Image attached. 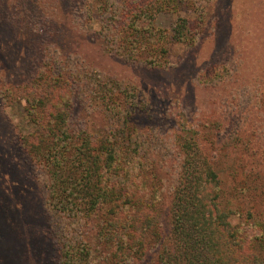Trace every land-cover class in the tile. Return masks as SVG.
<instances>
[{
    "label": "rangeland",
    "instance_id": "374dc122",
    "mask_svg": "<svg viewBox=\"0 0 264 264\" xmlns=\"http://www.w3.org/2000/svg\"><path fill=\"white\" fill-rule=\"evenodd\" d=\"M177 1L152 22L132 23L129 8L150 2L109 0L100 11L104 3L95 0H0V264H65L71 246L85 250L86 264H158L151 248L142 262H128V246L107 235L117 216L105 209L91 214L82 197L72 199L78 205L72 213L73 205L66 210L56 202L53 156L33 147L67 141L61 161L79 184L86 145L101 175L120 168L128 194L115 229L129 235L154 219L170 235L182 145L195 132L208 151L213 141L221 151L215 160L222 186L237 205L232 224L244 250L256 251L263 234L257 223L264 225V0ZM181 21L184 42L174 38ZM136 29L149 35L134 59L126 40ZM152 61L160 64H147ZM109 93L116 95L112 101ZM45 97L44 123L68 115L59 141L50 133L42 142L32 116ZM129 130L130 142L121 135ZM227 138L234 144L225 148ZM109 149L118 153L115 166Z\"/></svg>",
    "mask_w": 264,
    "mask_h": 264
},
{
    "label": "trees",
    "instance_id": "16d2710c",
    "mask_svg": "<svg viewBox=\"0 0 264 264\" xmlns=\"http://www.w3.org/2000/svg\"><path fill=\"white\" fill-rule=\"evenodd\" d=\"M95 1L104 3L100 5V11L109 2V0ZM145 2L142 4H147ZM147 2L152 4L150 8L148 6L145 8L141 3L137 4L135 8H129V15L131 19H134L132 23L137 20L145 21L146 19L152 22L157 12L167 10L164 7L174 9L180 3L177 0H147ZM108 9L109 11L111 10V8ZM186 23V21H181L177 26L174 35L175 40L179 42L186 40ZM140 30H134V36L126 40L133 48L127 51L130 58L136 59L144 52L140 49L143 48L145 41L148 40L147 36L149 34ZM159 34V39L161 37L166 38L165 35ZM106 36L108 37V35ZM108 40L109 42L113 41L110 37H108ZM161 47L160 49L163 51L164 49ZM147 64L157 66L160 63L152 61ZM98 74L99 76L102 75ZM91 79L95 78L91 77ZM40 82L46 83L45 80H41ZM73 83L77 84V86L79 84L77 81ZM52 90L53 85H49L47 94H51ZM63 97L65 96L61 95V98ZM108 97L112 101V98H115L116 95L109 93ZM45 99L37 103L36 110L32 116L37 115L40 129L42 130L40 136L42 142L46 141L43 138V134L47 136L50 133H54L56 136L53 140L59 141V132L66 130L68 127V115L67 112H59L52 121L45 120L46 122L44 123L42 120L45 118L41 114V109L50 104V99L46 97ZM220 127V123L214 125L216 131H219L218 128ZM131 133H133L131 130L122 131V138L130 142ZM193 134L195 136L197 132ZM140 136L144 140L148 138V134L141 133ZM194 136L185 140L182 145L184 153L182 179L174 195L169 213L171 227L168 233L170 235H166L162 231L161 225L156 226L154 219L151 224V221L149 222V226L146 225L145 228L136 229L135 232L132 230L129 235L128 233H123V231L121 232L119 228L115 229V225L121 221L119 212L123 209L124 197L128 194L125 193L122 180L119 179L121 174L118 173V170L120 171V168H117L114 173L112 170H108L106 177L101 175L98 172L99 169L94 170L93 168L97 164L91 160V156L93 155H87L83 151L88 148L86 145L83 144L81 149L83 156L82 165L84 166V170H86V172L84 171L86 175H84L85 177L81 179L79 184L72 177H69L67 173L71 169L66 172V166L61 161V156H65L68 152L66 147L68 146L67 141H64V145L62 146L55 144V141L53 144L48 143L44 145V147L41 144H37L34 145L33 150L40 156L43 153V149L47 147V157L53 156L52 163L49 166L51 167L53 188L55 189L54 199L56 202H65L64 208L66 210L73 205L69 211L71 213L74 212L73 208H78V205L72 199L82 197L81 199H86L89 205L87 208L92 210L91 214L105 209L106 215L111 217L117 216L116 221L109 223L107 235L118 247L128 246L127 250L130 252L128 256L130 260L128 262L130 263L134 261L142 262L151 248L155 250L158 264H264V258L261 255L264 252V225H260L259 222L257 223L263 231V234L256 241L258 247L255 250L258 252L255 251V253L253 251L254 248L252 252H246L243 245L240 244L239 230L235 229L231 221L232 216L237 213V210H235L237 205L234 206V202L226 199V192L222 186L223 181L220 176L223 170L220 165H217V161L215 160V158H218V154H221V151L214 141L211 142L214 152L208 151L201 141L198 138H194ZM113 138L117 137L113 136ZM231 143L234 144V141L231 138H227L224 147L230 146ZM235 144H237V141H235ZM117 154L113 149H109L108 158L110 164L118 158ZM115 162L113 166H115ZM94 172L95 174L98 173L100 180L98 184L94 183ZM248 216L250 217L251 215ZM84 252V249L71 246L65 253V258L67 259V263L65 264H86V254Z\"/></svg>",
    "mask_w": 264,
    "mask_h": 264
}]
</instances>
